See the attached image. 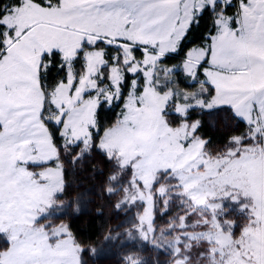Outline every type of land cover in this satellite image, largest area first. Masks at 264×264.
<instances>
[{"label": "rangeland", "instance_id": "obj_1", "mask_svg": "<svg viewBox=\"0 0 264 264\" xmlns=\"http://www.w3.org/2000/svg\"><path fill=\"white\" fill-rule=\"evenodd\" d=\"M230 2L21 0L0 20L13 27L0 59V264H264V0L241 3L234 26L218 15L209 52H187L180 71L208 99L177 97L175 69L158 65L204 7ZM97 44L114 49L111 65ZM51 50L67 74L46 109L38 71ZM124 71L121 118L95 139V111L119 100ZM189 112L224 143L206 147ZM100 211L108 232L94 240L79 221Z\"/></svg>", "mask_w": 264, "mask_h": 264}, {"label": "trees", "instance_id": "obj_2", "mask_svg": "<svg viewBox=\"0 0 264 264\" xmlns=\"http://www.w3.org/2000/svg\"><path fill=\"white\" fill-rule=\"evenodd\" d=\"M30 2L42 7H56L60 0H29ZM246 0H231V2L227 5L215 4L213 7L206 6L197 15L193 21L190 23L187 28L185 34L181 38L178 48L174 54L166 55L162 60L158 63L160 70L164 68H174L175 72L170 76L169 89L173 91V93L177 97H182L185 93L189 91L195 92L203 96L204 98L209 97V95L213 94L212 90H209L208 94L202 93V89L197 84H191V79L189 76H186L181 73L180 67L183 64L187 52L193 48H201L207 49L209 52L210 38L216 33V19L218 15H224L226 17L231 18V25L234 26V20L239 12V5L241 3H245ZM21 4V0H3V6L0 7V20L10 12L13 8L19 7ZM7 9V11H6ZM0 25H2L0 23ZM9 32V31H7ZM10 33V32H9ZM5 34L6 28L3 26L0 28V57L3 55L5 50ZM96 49H103V57L107 64L111 65V55L114 49L112 47H105L103 44H97L94 46ZM133 54H135L136 58L141 57L139 50H133ZM83 52L80 51L72 62L73 72L75 76V81L73 87L77 84V79L82 75L84 69V61H83ZM140 55V56H137ZM107 67V66H106ZM103 68V70H107V68ZM202 67L200 66L198 69L197 80L203 79L202 75ZM66 66L64 61L57 51H52L50 53H46L42 56L40 61V67L38 71V82L39 87L42 90L45 96V105L44 107L48 109L51 107L48 104L51 93L55 90V88L66 80ZM133 80V77L127 74L124 71V81L120 86L121 94L119 100L115 103H112L110 106H107L105 102H100L98 105L95 114H94V123L95 129L91 130L94 138H99L107 129L113 127L121 118V114L123 113V103L124 99L128 94L130 83ZM161 82V80H159ZM143 81L140 80L137 92H141V85ZM165 85L164 83H162ZM161 86L159 89L164 92L165 87ZM199 89V90H196ZM211 91V92H210ZM45 109V110H46ZM188 118L198 119L199 127L196 130V135H199L200 138L205 141L206 147H208L212 142L219 141L223 142L226 140V135H220L217 132H213L206 121L205 113L204 114H194L193 112H189ZM47 129L51 135L52 142L55 146H59L62 143V138L59 135V128L55 127L52 124H46ZM108 214L104 211H100L99 213H95L93 216H89L85 223L81 224V232L88 238H92L96 240L97 238H101L105 233L108 232L109 227V218Z\"/></svg>", "mask_w": 264, "mask_h": 264}, {"label": "crops", "instance_id": "obj_3", "mask_svg": "<svg viewBox=\"0 0 264 264\" xmlns=\"http://www.w3.org/2000/svg\"><path fill=\"white\" fill-rule=\"evenodd\" d=\"M7 15H9V14H7ZM6 16V15H5ZM4 18V17H3ZM5 25V24H4ZM5 27H10V28H13L11 25H5ZM13 32H15V29H14V31ZM11 45H9V47H10ZM8 49V48H7ZM5 51H6V49H5ZM52 51V50H51ZM54 51H56V50H54ZM48 52H50V51H48ZM5 53V52H4ZM4 55V54H3ZM2 55V56H3ZM1 56V57H2ZM1 57H0V59H1Z\"/></svg>", "mask_w": 264, "mask_h": 264}, {"label": "snow or ice", "instance_id": "obj_4", "mask_svg": "<svg viewBox=\"0 0 264 264\" xmlns=\"http://www.w3.org/2000/svg\"><path fill=\"white\" fill-rule=\"evenodd\" d=\"M3 6V0H0V7H2ZM6 11H7V9H6ZM0 15H3V13H0ZM3 27V25H0V28H2Z\"/></svg>", "mask_w": 264, "mask_h": 264}]
</instances>
